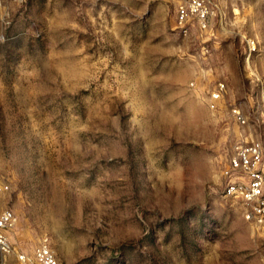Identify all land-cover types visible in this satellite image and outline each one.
<instances>
[{
  "label": "rangeland",
  "instance_id": "obj_1",
  "mask_svg": "<svg viewBox=\"0 0 264 264\" xmlns=\"http://www.w3.org/2000/svg\"><path fill=\"white\" fill-rule=\"evenodd\" d=\"M213 1L202 41L176 28L174 0H0V213L16 217L17 249L46 238L58 264H264V222L224 194L238 141H259L264 162V0Z\"/></svg>",
  "mask_w": 264,
  "mask_h": 264
},
{
  "label": "built area",
  "instance_id": "obj_2",
  "mask_svg": "<svg viewBox=\"0 0 264 264\" xmlns=\"http://www.w3.org/2000/svg\"><path fill=\"white\" fill-rule=\"evenodd\" d=\"M217 6L213 0H174V22L182 35H187L191 27L195 28L196 38L209 41L215 38L213 21ZM248 54L256 51L252 38L245 39ZM226 87L218 82L208 92L207 105L215 110L224 98ZM235 122L244 127L247 117L238 109L232 111ZM224 194L240 198L244 205L246 220L260 225L264 222V162L262 145L257 140L238 141L228 159L224 171ZM16 223L14 213L5 209L0 213V254L14 255L19 264H58L46 238L40 240L30 253L17 249L9 231ZM264 261V254H263Z\"/></svg>",
  "mask_w": 264,
  "mask_h": 264
}]
</instances>
